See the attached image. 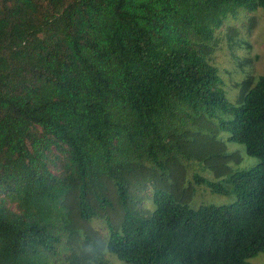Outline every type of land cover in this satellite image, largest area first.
<instances>
[{
	"label": "trees",
	"instance_id": "1",
	"mask_svg": "<svg viewBox=\"0 0 264 264\" xmlns=\"http://www.w3.org/2000/svg\"><path fill=\"white\" fill-rule=\"evenodd\" d=\"M260 9L0 0V264L264 254V75L237 83L232 102L211 62L217 32ZM224 134L259 163L234 171ZM184 161L214 173L195 171L194 185L234 201L190 207Z\"/></svg>",
	"mask_w": 264,
	"mask_h": 264
},
{
	"label": "rangeland",
	"instance_id": "2",
	"mask_svg": "<svg viewBox=\"0 0 264 264\" xmlns=\"http://www.w3.org/2000/svg\"><path fill=\"white\" fill-rule=\"evenodd\" d=\"M253 19V20H252ZM252 20V22H251ZM231 29V32L229 31ZM218 42L215 45V52L211 62L220 69L225 81V89L229 98L238 101L239 89L237 83H242L248 77L264 75V10L244 15L238 22L230 21L217 32ZM227 134L223 140L227 143ZM231 153H238L241 162L231 163L234 171H240L253 167L259 163V159L250 157L243 145L227 143ZM188 171L185 176V187L191 189L188 196L190 207L197 209L201 205H228L235 197H225L213 194L209 189L193 184L192 176L197 171L202 176L214 180V173L203 170L197 161H184ZM109 264H125L116 259L115 256L106 254ZM252 264H264V254L250 260Z\"/></svg>",
	"mask_w": 264,
	"mask_h": 264
}]
</instances>
